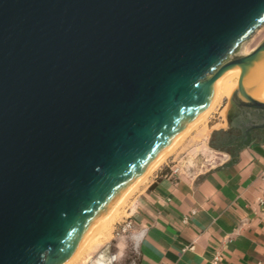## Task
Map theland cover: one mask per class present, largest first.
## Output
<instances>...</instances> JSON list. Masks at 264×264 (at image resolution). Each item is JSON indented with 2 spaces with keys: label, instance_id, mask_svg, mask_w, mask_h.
Instances as JSON below:
<instances>
[{
  "label": "water",
  "instance_id": "1",
  "mask_svg": "<svg viewBox=\"0 0 264 264\" xmlns=\"http://www.w3.org/2000/svg\"><path fill=\"white\" fill-rule=\"evenodd\" d=\"M264 0H0V264H63L212 102L264 131Z\"/></svg>",
  "mask_w": 264,
  "mask_h": 264
},
{
  "label": "crops",
  "instance_id": "2",
  "mask_svg": "<svg viewBox=\"0 0 264 264\" xmlns=\"http://www.w3.org/2000/svg\"><path fill=\"white\" fill-rule=\"evenodd\" d=\"M219 104L210 116L208 164L195 171L160 165L139 184L124 208L134 226L119 236L113 260L213 264L218 251L219 264H264V131L243 146L215 135L222 146H212L215 130L234 128L230 104Z\"/></svg>",
  "mask_w": 264,
  "mask_h": 264
},
{
  "label": "rangeland",
  "instance_id": "3",
  "mask_svg": "<svg viewBox=\"0 0 264 264\" xmlns=\"http://www.w3.org/2000/svg\"><path fill=\"white\" fill-rule=\"evenodd\" d=\"M264 38V25L259 28L241 48V52L246 51L254 47L261 39ZM230 103V96L223 97L220 100V106ZM217 108V107H216ZM225 112V111H224ZM210 116L195 127L185 139L178 145L171 155L161 165L180 163L186 170L195 171L208 164L210 154L209 145L207 143ZM211 141V140H210ZM167 167V166H165ZM126 203L121 207L118 216L109 226L102 228L96 235V238L84 249L82 255L75 260L73 264H90L93 260L103 258L108 264H127L126 259H114V255L117 252L116 242L119 236L116 234V227L127 216L124 210ZM104 231V232H102ZM102 234H101V233ZM100 234V235H98ZM91 247V248H90ZM89 249V250H88Z\"/></svg>",
  "mask_w": 264,
  "mask_h": 264
},
{
  "label": "bare ground",
  "instance_id": "4",
  "mask_svg": "<svg viewBox=\"0 0 264 264\" xmlns=\"http://www.w3.org/2000/svg\"><path fill=\"white\" fill-rule=\"evenodd\" d=\"M264 25V24H263ZM261 25V27L263 26ZM260 27V28H261ZM252 38V37H251ZM250 38V39H251ZM248 41V40H247ZM245 41L244 44L247 42ZM241 68L234 67L221 75L215 96L208 107L194 120L192 121L167 147L166 149L143 171L127 188L126 190L109 206L106 215L103 219L93 228L89 235L85 238L82 244L74 252V254L67 259L63 264H73L77 258L82 255V252L88 245L96 238L97 233L109 226L116 219L121 207L127 203L129 196L139 186L140 183L148 179V177L154 173L153 171L160 167V165L166 161V159L173 153L178 145L185 139V137L199 125L205 121L211 114L217 104L223 97L231 96L233 90L238 84V77L240 75ZM250 81L255 82L256 85L252 90V93L258 97L264 98V61L259 63L256 68L250 73ZM218 107V106H217ZM201 125V124H200ZM104 232V231H102ZM101 233V232H100ZM102 234V233H101ZM100 235V234H98ZM90 246V245H89ZM91 248V247H90ZM89 250V249H88ZM113 261V258H110ZM76 262V261H75ZM90 264H108L103 258L93 260Z\"/></svg>",
  "mask_w": 264,
  "mask_h": 264
},
{
  "label": "built area",
  "instance_id": "5",
  "mask_svg": "<svg viewBox=\"0 0 264 264\" xmlns=\"http://www.w3.org/2000/svg\"><path fill=\"white\" fill-rule=\"evenodd\" d=\"M264 202V199H263ZM134 226V220L132 219L131 216H127L122 222L119 223V225L116 227V234L118 236H121L125 233H127L132 227ZM221 257L219 252L217 251L212 258V263L213 264H219Z\"/></svg>",
  "mask_w": 264,
  "mask_h": 264
},
{
  "label": "flooded vegetation",
  "instance_id": "6",
  "mask_svg": "<svg viewBox=\"0 0 264 264\" xmlns=\"http://www.w3.org/2000/svg\"><path fill=\"white\" fill-rule=\"evenodd\" d=\"M239 130L236 128H232L229 132L227 133H221L216 135V140L220 142L221 144H231L236 141H233V134L238 133Z\"/></svg>",
  "mask_w": 264,
  "mask_h": 264
},
{
  "label": "trees",
  "instance_id": "7",
  "mask_svg": "<svg viewBox=\"0 0 264 264\" xmlns=\"http://www.w3.org/2000/svg\"><path fill=\"white\" fill-rule=\"evenodd\" d=\"M219 132H220L219 130H215V131L213 132V136H212V139H211V145H212V146H216V147H220V146H222V145L217 144V143L214 141V137H215V135H217ZM221 132H223V131H221ZM235 143H236V142H235Z\"/></svg>",
  "mask_w": 264,
  "mask_h": 264
}]
</instances>
